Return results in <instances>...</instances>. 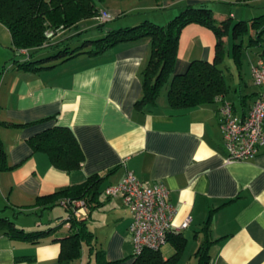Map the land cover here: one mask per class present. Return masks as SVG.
I'll use <instances>...</instances> for the list:
<instances>
[{
	"label": "crops",
	"instance_id": "obj_1",
	"mask_svg": "<svg viewBox=\"0 0 264 264\" xmlns=\"http://www.w3.org/2000/svg\"><path fill=\"white\" fill-rule=\"evenodd\" d=\"M200 3L209 5L217 20L227 15L249 20L264 11V0H102L99 7L113 18L88 37L145 19L163 25L186 5ZM94 26L93 18L83 19L77 29H62L54 40L72 45L85 34L70 36ZM0 38L6 39H0V50L7 51L0 56V145L8 165L0 168V214L27 231L51 229L36 241L0 233V264H61V239L71 233L65 221L70 204L46 196L93 174L101 177L97 192L82 198L85 213L77 216L92 232V246L90 250L83 242L80 256L71 264H132L130 211L120 197L104 193L126 170L168 188L174 225L190 218L180 231L186 243L178 264L195 263L194 253L205 233L213 241L210 264H264V146L251 159L226 161L217 120L220 97L232 104L237 116L248 113L259 91L250 65L264 58V43L245 47L244 39L239 64L226 52L224 61L233 63L220 65L227 90L213 102L173 109L166 83L154 105L138 109L134 104L142 94L140 72L150 51L147 37L98 54L51 59L43 64L53 66L36 70L18 64L28 56L10 48L11 35L2 23ZM224 42L230 44L227 37ZM215 43L208 27L186 24L178 38L174 73L184 72L191 60H212ZM54 125L72 129L84 154L80 168L58 169L45 152L29 145L30 136ZM167 242L172 249L163 254L160 248L163 257L174 251Z\"/></svg>",
	"mask_w": 264,
	"mask_h": 264
},
{
	"label": "trees",
	"instance_id": "obj_2",
	"mask_svg": "<svg viewBox=\"0 0 264 264\" xmlns=\"http://www.w3.org/2000/svg\"><path fill=\"white\" fill-rule=\"evenodd\" d=\"M101 1L0 0V23L10 32V48L13 51L24 52L28 56L27 60L18 64L22 68L32 70L47 68L54 64L43 63L51 59L65 60L84 52L98 54L121 42L147 37L150 51L146 65L140 72L142 94L134 105L138 109L154 105L162 87L168 83L167 98L170 107L183 109L213 102L216 95L226 92L227 85L220 65L227 51H230L233 61L239 64L245 38H247L245 47L261 46L264 43V11L249 20L234 19L231 15L217 20L212 8L205 3L186 5L163 25L145 19L133 26L111 28L100 36L85 37L84 35L82 42L73 47L69 43L62 45L61 41L55 42L56 35L50 40L45 37V31L49 29L54 30L59 27H61L59 31L77 29L79 22L86 18H93L98 28L106 25L109 21L95 18L102 9L99 7ZM192 22L204 25L214 33L216 37L214 58L191 60L184 72L174 73L180 31L186 24ZM81 32L82 30L69 38L78 36ZM224 37L229 39V45L224 42ZM43 48L54 52L45 58L31 59L35 56V52ZM1 123L6 126L22 125L13 122ZM27 141L33 150L45 152L54 167L66 172L80 168L84 160L83 151L69 126L48 127L30 136ZM7 167L5 152L0 145V168ZM100 179L99 175L93 174L83 183L62 187L46 198L58 197L70 202L76 199H88L89 194L97 192ZM68 209L69 214L65 221L69 223L71 233L61 239L59 253L61 264H71L73 259L79 257L83 242L90 250L92 246V232L87 229L84 220L73 215L71 205ZM48 229L27 231L17 227L6 215L0 214V233H5L11 238L36 241L47 236L51 231L50 228ZM167 241H171L174 246V251L167 257H163L160 249H143L139 254L133 255L132 264H178L186 239L180 232L174 234L170 232ZM212 242L208 233H205L194 253L196 258L194 264H210L209 247Z\"/></svg>",
	"mask_w": 264,
	"mask_h": 264
},
{
	"label": "built area",
	"instance_id": "obj_3",
	"mask_svg": "<svg viewBox=\"0 0 264 264\" xmlns=\"http://www.w3.org/2000/svg\"><path fill=\"white\" fill-rule=\"evenodd\" d=\"M95 18L110 21L113 16L102 8ZM60 28L46 30L45 37L52 39ZM250 75L259 91L245 116H237L230 102L218 98L217 120L226 161L251 159L264 146V58H259L250 65ZM104 193L120 197L130 211L128 230L131 233L133 255L139 254L143 249H160L166 243L168 233L180 232L189 224V217L178 225L172 223L174 209L168 201V188L162 182L141 180L131 170H126L118 182L107 185ZM68 202L73 215L84 216V200Z\"/></svg>",
	"mask_w": 264,
	"mask_h": 264
},
{
	"label": "rangeland",
	"instance_id": "obj_4",
	"mask_svg": "<svg viewBox=\"0 0 264 264\" xmlns=\"http://www.w3.org/2000/svg\"><path fill=\"white\" fill-rule=\"evenodd\" d=\"M251 5H257V4H251ZM99 30V28L98 27H96V26H94L93 28H91V30L90 29H87V30H84V31H82L81 33H80V35H82V34H85V37L87 36V35H90V34H92V33H96L97 31ZM91 31H93L92 33H90ZM96 35V34H95ZM93 37H96V36H93ZM1 39V38H0ZM3 42L4 41H6V39H4V38H2L1 39ZM82 41L81 40H76V41H74L73 42V44H72V47L73 46H75V45H79L80 43H81ZM245 42H247V38H245ZM49 50V51H48ZM56 51V50H55ZM6 52L7 51H5V49H1L0 50V56H3V55H6ZM54 52V50L53 51H50V49H40V50H38L37 52H35L34 54L36 55V54H39V55H47V53H53ZM228 62H230V63H228ZM1 65L3 64V61H1V63H0ZM224 64H230L231 66H233V63H232V61H231V59L228 61V59L226 58L225 59V61H224ZM233 68H235V67H233ZM236 70V69H235ZM168 248L169 249H172V247H171V245H170V243H165V245L163 244L162 246H161V252L163 253V254H167V251H168Z\"/></svg>",
	"mask_w": 264,
	"mask_h": 264
}]
</instances>
